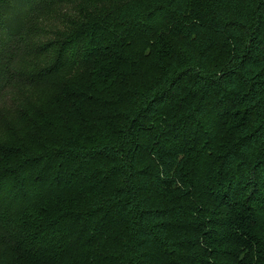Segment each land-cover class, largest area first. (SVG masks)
Wrapping results in <instances>:
<instances>
[{"label": "trees", "instance_id": "trees-1", "mask_svg": "<svg viewBox=\"0 0 264 264\" xmlns=\"http://www.w3.org/2000/svg\"><path fill=\"white\" fill-rule=\"evenodd\" d=\"M77 5L0 132V264H264V0Z\"/></svg>", "mask_w": 264, "mask_h": 264}, {"label": "rangeland", "instance_id": "rangeland-1", "mask_svg": "<svg viewBox=\"0 0 264 264\" xmlns=\"http://www.w3.org/2000/svg\"><path fill=\"white\" fill-rule=\"evenodd\" d=\"M78 2L79 0H51L50 4L33 18L23 37L5 42L0 40V80L4 79L6 84L8 80L12 81L0 98V132L5 133L9 118L11 122L19 116L21 103L15 99L26 100L28 88L21 86L19 80L29 76L28 70L39 71L41 68L48 67L42 63L41 57H37L38 47L62 40L58 35L66 37L69 34L61 18L81 20L82 16L75 11L79 8ZM82 12L89 13L87 8H83ZM67 26L70 28V25L67 24ZM0 88H3L1 81Z\"/></svg>", "mask_w": 264, "mask_h": 264}]
</instances>
